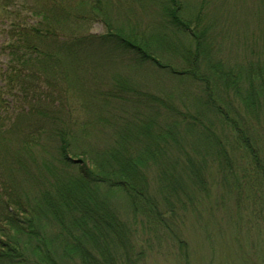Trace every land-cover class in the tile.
Segmentation results:
<instances>
[{"label":"trees","instance_id":"trees-1","mask_svg":"<svg viewBox=\"0 0 264 264\" xmlns=\"http://www.w3.org/2000/svg\"><path fill=\"white\" fill-rule=\"evenodd\" d=\"M134 1L132 8L123 0H21L15 11L8 12L3 33L8 32L9 42L2 46L6 63L5 69H0V95L10 92L25 103L29 100L25 124L32 129L12 133L0 116V264H127L135 234L115 207V200H123L134 216L157 220L161 214L158 204L163 205L153 196L150 175L159 176L164 199L184 203V197L197 198L205 189L209 162L205 157L232 163L227 165V169L233 167L231 174L227 171L220 179L224 183L231 180L235 186L225 188L222 194H234L239 200L247 187L254 201L259 200L264 220V168L253 145L256 129L244 118L245 113L251 118L264 112V22H259L261 38L252 32L253 37L245 40L243 58L238 56L239 46L229 58L217 54L224 48L209 36L223 28L213 6L229 12L238 6L236 0ZM258 6L264 12V0ZM127 9L141 10L154 25L138 22L133 28H109L100 37H80L84 22L90 24L102 16L107 23L113 10L123 13ZM224 38L222 42H227L228 35ZM87 55L100 60L87 81L94 88L83 93L86 104L92 97L90 105L95 109L81 125L58 127L60 119L51 113L59 111L54 105L62 106L65 93L77 84L64 75L65 65L82 63ZM168 55L179 59V70L166 62ZM119 61L126 62L130 72L140 71L144 65L167 70L173 77L193 75L194 80L206 84L197 100L204 95L201 100L205 98L221 126L207 124L205 120L212 118L205 112L175 115L170 97L161 100L153 93L141 94L132 77L114 72ZM107 66L111 69L106 72L115 75L105 90L97 83L105 85L101 74ZM51 82L54 92L48 90ZM48 100L54 101L53 107L47 105ZM142 101L149 103L150 112L141 107ZM116 107L120 112L114 114ZM160 109H165L163 119ZM181 122H189L186 132H180ZM49 135L56 136L58 146L53 154L40 159L41 138ZM218 136L226 143L234 142L233 156ZM193 138L206 145L192 154L188 140ZM209 140L215 141L214 152L208 148ZM237 144L256 159L259 184L242 176L243 164L238 155L234 157ZM209 151L213 155L206 154ZM182 153V157H174ZM9 158L17 169L5 167ZM16 176L23 181L22 189L19 183L15 185ZM181 206L179 214L186 208ZM240 224L241 220L237 221V226ZM257 253L259 264H264V248L259 247ZM232 257L229 255V260ZM241 259L237 257L236 264H244Z\"/></svg>","mask_w":264,"mask_h":264},{"label":"rangeland","instance_id":"rangeland-1","mask_svg":"<svg viewBox=\"0 0 264 264\" xmlns=\"http://www.w3.org/2000/svg\"><path fill=\"white\" fill-rule=\"evenodd\" d=\"M6 1L7 4L5 3ZM20 1L21 0H0V69L2 67V69H5L6 63L2 46L9 42L7 38L8 32L3 33L5 28H7V18L10 16L8 12L11 10L15 11ZM123 1L127 2L130 7H135L134 0ZM193 1L194 0H191V2ZM259 2L260 0H239V2L236 0L234 4L238 6L235 9L230 8L232 11L229 12H227L228 10L220 9L217 5L213 6L214 11H216L215 17L217 18V22L220 23L223 28L215 35L211 33L209 38L213 41L217 40L224 48L223 52L218 53L216 45L214 46L212 44L213 51L215 50L217 54H227L230 58L231 56H235L236 47L239 46L240 48L238 51H240V55L238 54V56H240L241 59L243 58L244 42L248 38L253 37L252 32L257 34L258 38L262 37L261 34H259L261 30L259 22H264V12H261L263 7L260 10L258 9ZM70 4L71 6L68 10H71L73 2ZM89 7L88 4H85L86 11H89ZM57 10H59V8ZM127 11L128 12L119 13L113 10L112 13H110L112 15L106 18L107 23L102 16L101 18H95L97 20L95 22L89 21L90 24L84 22V27H82L79 32L80 37H100L107 34L109 28L114 30L122 29V27L133 28L138 22H143L144 26L148 25L150 27L155 23L153 20L148 21L145 19L147 16L145 17L141 10L130 12V9H127ZM210 11L213 13V10L210 9ZM152 13H154V10H152ZM224 25H226V27ZM227 35L228 41L222 42L225 39L224 36ZM248 41L250 42V39ZM96 44L97 43H95L94 46ZM167 57L166 62L171 63L173 68L179 70V59H175L171 55ZM219 57L223 58L221 56ZM236 59L241 60L239 57H236ZM81 61L83 62H75L71 66H69V64L72 62H68V65H65L64 75L67 74L68 78L77 82V84L73 86L72 90L65 93L62 106L58 107L57 103L54 105L59 111L56 113L52 111L51 113L55 115L54 117L60 119V125H58V127L65 126L68 123L70 125H73V123L81 125L95 109V107L91 108L90 105L92 97L86 104V101L84 102L83 93L86 89L90 91L94 88V86L91 83H87V81L91 74L96 72V65L100 60L95 58V56L87 55L82 58ZM231 61L232 60L227 63L231 64ZM126 68V62L119 61L117 63V69L114 72L120 75L119 77H132L136 81L138 91L141 94L153 93L161 100L170 97L169 105L174 108L172 110L175 111V115L188 114L189 116H194L198 112H205L207 118H212L211 121L205 120L208 122L207 124L212 123L221 126L219 117H215L213 111L210 110L212 108L206 103L205 98L201 100L204 95L197 100V97H200L199 94H201L200 92L206 84L194 80L193 75L184 74L182 76L173 77L167 70L161 71L158 67L155 69L149 66L146 68L144 65L140 68V71L134 70L130 72L126 70ZM107 69H111V67H105V74H101L105 85L102 86L100 83H97L99 87L105 90L110 87L111 79L114 80L113 77L115 75V73L113 74L111 71L106 72ZM226 70L227 69L224 68V71ZM207 77L208 80H210L209 77L211 76ZM58 81H60V78H58ZM85 82L87 84L86 87L84 84ZM1 84L2 82L0 80V86ZM51 85L52 86L48 88V90L49 92H54L52 82ZM46 88L47 86L45 89ZM10 94V92H5L4 95H0V106L2 109V111H0V116L3 117V119L5 118V128L12 133L16 132L15 134H19V132L27 133L32 129V127L25 124L27 121L26 115L29 112V100L25 103L22 98H18L14 96V94L10 96ZM55 97H57V94L54 95L53 98ZM226 97L230 99L232 95L227 94ZM53 102L54 101L48 100L46 103L49 107H53ZM141 103L143 109L149 110L148 102L142 101ZM23 110L26 111L24 112ZM112 112L116 114L120 112V108L116 107ZM147 112H150V110ZM160 112L163 119L165 109H160ZM245 116L244 118L253 125V129H256V131H253V145L260 153L259 165L264 168V112L257 114L256 117L251 116V118H247ZM195 122L200 124L197 119ZM187 124H189V122L179 123L180 132L187 131ZM217 129L219 128L217 127ZM242 130L244 131L245 129ZM51 131L52 130H49V132ZM102 134L100 135L104 136ZM17 136L18 135H15V138ZM55 138L56 136L54 137L52 135L43 139L41 138L42 147L37 152L40 159L47 154H53L55 152V147L58 146V141ZM103 139L104 138H101V141ZM218 139L226 150L230 149L228 153L230 156H233L232 144H234V142L232 141L231 144L226 143L227 141L224 137L222 140L220 136H218ZM188 142L192 144L188 148V151L192 154L195 151L200 152L202 147L206 145L203 143L201 145L200 140L197 138L188 140ZM43 143H45V145H43ZM208 143V148L214 152L216 148L215 141L209 140ZM236 146L238 149L234 153V157L238 155V162L243 164L242 173L244 174L242 176L244 179H249L251 184L255 182L259 184L260 173L256 171V167H258V165L255 164L256 159L243 148L244 146H240V150L238 144ZM260 149L262 152H260ZM212 151L206 154L211 156L213 155ZM179 156L182 157L183 153L181 155L176 154L174 157L179 158ZM205 158L209 160L205 169L207 173V184L205 185V189H202L201 196L197 197L200 199H197L195 195V197L192 196V199L188 196L184 197V203H179V200L175 198L168 199L167 201L164 199L161 189L159 188L160 186L157 183L159 176H157L156 173L150 175V187L153 188L154 193L152 194L159 198V203L163 205V208H161L158 204L161 214L158 216L157 220L154 217L149 218L143 217L142 215L134 216L123 200L120 201L118 198L115 200V207L122 214L123 218L128 221L135 234L134 236L132 235V245H130L132 248L128 249L131 261L127 264H236L237 257H241V263L244 264H259V255L257 252L259 247L264 248V220L260 214L259 200L254 201L247 187L244 189L242 199L240 197V199L237 200L234 194L228 195L225 193L223 195L222 191L225 188L233 189L235 186L231 180L225 181V183L224 180H221L222 177L227 176V171L231 174L233 167L231 166L230 169H227V165L231 162H225L218 157L215 160H211L208 157ZM199 159L201 160V157ZM4 165L5 167L9 165L17 169L10 158ZM231 176L233 179L234 176ZM238 176L241 177L240 174ZM255 178H257V181ZM220 180L221 183L219 182ZM14 182L15 185L17 183L20 184V189L23 188V181H20L17 176ZM234 182H236L235 178ZM243 184L246 185L244 181ZM237 191L238 190H236V193L239 195ZM201 202L203 203L200 204ZM238 204L241 205L240 208ZM181 205H186V208L179 214V208L182 207ZM197 206H201L202 210L200 211ZM239 220H241V224L237 226V221ZM229 255L234 256L232 260H229ZM120 256L124 257L122 254H120ZM237 264H240V262Z\"/></svg>","mask_w":264,"mask_h":264}]
</instances>
